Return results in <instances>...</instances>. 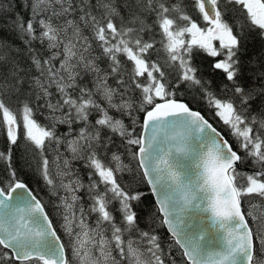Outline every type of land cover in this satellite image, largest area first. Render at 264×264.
Segmentation results:
<instances>
[{
	"label": "snow or ice",
	"instance_id": "1",
	"mask_svg": "<svg viewBox=\"0 0 264 264\" xmlns=\"http://www.w3.org/2000/svg\"><path fill=\"white\" fill-rule=\"evenodd\" d=\"M191 5L203 26L184 0H15V7L0 0V32L20 41L0 39V127L9 142L0 151L7 164L0 179V264H177L173 246L181 250L180 264H264V204L242 206L244 197L264 201V58L254 63L245 55L249 34L264 39V0ZM194 49L219 58L211 67L223 75L225 98L198 77ZM185 84L199 88L238 149L176 98ZM25 91L43 101L37 107L47 111V124L35 119L31 104L13 110L6 103V95ZM59 125L67 126L63 134ZM21 130L39 157L40 177L60 201L67 242L12 166ZM116 138L134 168L112 151ZM53 145L50 161L45 152ZM72 160L89 170L87 186ZM245 160L251 172L238 171ZM124 172L131 173L128 183L118 176ZM140 183L174 240L167 253L155 229L140 227L138 209L148 194ZM82 189L90 203H82ZM192 207L215 229L214 247L206 229L181 227Z\"/></svg>",
	"mask_w": 264,
	"mask_h": 264
},
{
	"label": "trees",
	"instance_id": "2",
	"mask_svg": "<svg viewBox=\"0 0 264 264\" xmlns=\"http://www.w3.org/2000/svg\"><path fill=\"white\" fill-rule=\"evenodd\" d=\"M5 7L8 3H12L15 7V0H3ZM22 2V0H21ZM170 3L175 2V0H169ZM184 5L186 10L190 15L193 16L194 19H197V22L203 26L204 22L200 19L193 9L191 5V0H184ZM151 17H149L148 22L151 23ZM2 27V25H0ZM0 39H5L9 43H15L19 45L20 41L17 36L11 31L5 30L0 32ZM159 39V37H157ZM218 44V42H216ZM246 59L251 58L255 63L258 60L264 58V39H262L256 33H251L247 37L246 42ZM153 59H156L155 54H153ZM219 58H214L208 56L206 53L202 51L195 50L192 54V64L194 67L198 69V77L202 78L205 82H209L207 84L210 91L217 94L220 98H225V94L222 91V83L223 75L220 72L213 71L211 65L214 60ZM101 67H106V64L101 63ZM91 79V77H89ZM230 95V93L228 94ZM177 99L183 100L187 102L191 108L196 109L203 113V115L210 120L233 144L234 148L238 149L235 138L232 137L229 133V130L226 126L219 121V118L214 115V109L209 108L206 102V99L203 98L201 91L198 87H189L187 84L182 85L177 93ZM5 101L13 110H17L22 107L24 103H29L35 109V119H37L42 124H47L48 121L45 119L47 115V111L43 108L37 107V104H42L43 101L37 102L35 100L34 95H31L29 91H25L22 94H8L4 97ZM65 125H59L57 131L63 134L66 131ZM9 148V142L7 140L6 130L3 127H0V151H7ZM55 146H51L47 148L45 154L48 156L51 161L54 156ZM59 151L63 153L65 156L69 154L65 151L64 146H61ZM112 151H118L121 154V159L125 164L131 163L133 168L135 167V162L131 160L129 154H127L122 146H120V141L116 138L115 145L112 146ZM111 153L108 154L110 157ZM39 157L36 154L35 150L29 145L23 138L22 130L20 132V138L18 140L17 146H12V166L16 170L19 178L23 179L29 187L33 190V192L37 195V197L45 204L46 210L49 213L50 218L53 220L54 226L57 228L59 235L62 237L63 241L67 242L68 237L64 234L61 224H62V209L58 207L56 203H58L59 199L56 198V195L52 194V189L49 188L40 177L39 172L37 170V161ZM71 167L75 172L79 174L80 179L83 181L85 186L89 183L88 179V169L85 168L84 162L81 160H72ZM7 164L5 161L0 160V179H4L7 176L6 172ZM238 171L242 172H251L253 170V166L250 160H245L243 163H240L237 167ZM50 171L53 176L56 174V168L54 165L50 163ZM121 178L122 183H128L131 179V173L124 172L118 174ZM67 182V181H65ZM59 183V179L57 178V184ZM136 187L144 191L147 194L145 197L143 204L138 209L139 217H140V227L144 230H149L150 228L155 229V233L160 236L162 246L167 253L169 250V245H174V240L171 238V234L167 231L166 227H161L159 224V220L153 216L155 212V198L149 191V188L146 184L140 183L137 184ZM103 186H101V189ZM57 191L60 193V196L64 195L62 189L57 188ZM79 195L83 196L84 200L82 203H90L88 200V195L86 189H82ZM60 202V201H59ZM253 204H264V201H261L258 197H244L243 198V208L247 211L250 205ZM113 207H118V205L113 204ZM117 213V217H118ZM252 223V221H249ZM255 226V225H253ZM171 253L175 257L177 264H180L181 261V250L178 246H173L171 248Z\"/></svg>",
	"mask_w": 264,
	"mask_h": 264
},
{
	"label": "water",
	"instance_id": "3",
	"mask_svg": "<svg viewBox=\"0 0 264 264\" xmlns=\"http://www.w3.org/2000/svg\"><path fill=\"white\" fill-rule=\"evenodd\" d=\"M180 100V99H178ZM182 102H185L181 100ZM187 103V102H185ZM190 106V105H189ZM193 109V108H192ZM195 111H198L196 109H193ZM200 112V111H199ZM203 115V113H201ZM206 118V117H205ZM207 119V118H206ZM209 122H211L209 120ZM212 123V122H211ZM214 125V124H213ZM215 126V125H214ZM216 127V126H215ZM217 128V127H216ZM218 129V128H217ZM219 130V129H218ZM220 131V130H219ZM222 133V132H221ZM223 134V133H222ZM224 135V134H223ZM225 136V135H224ZM227 139V137L225 136ZM230 142V141H229ZM239 164L237 165V167ZM35 194V193H34ZM155 198V197H154ZM47 211V210H46ZM50 217V216H49ZM51 219V218H50ZM181 227L189 233H194L199 231L200 229H206L210 234V239L212 240V243L210 246H215L216 241L212 238L213 234L215 233V229L210 228L209 221L206 219V214L202 213L199 208L192 207L190 208L186 213L183 214V223L181 224ZM59 235V233H58Z\"/></svg>",
	"mask_w": 264,
	"mask_h": 264
},
{
	"label": "rangeland",
	"instance_id": "4",
	"mask_svg": "<svg viewBox=\"0 0 264 264\" xmlns=\"http://www.w3.org/2000/svg\"><path fill=\"white\" fill-rule=\"evenodd\" d=\"M62 191H63V190H62ZM59 195H60V193H59ZM56 196H57V195H56ZM56 198H58V197H56ZM59 203H60V202L58 201V203H56V204L59 205Z\"/></svg>",
	"mask_w": 264,
	"mask_h": 264
}]
</instances>
